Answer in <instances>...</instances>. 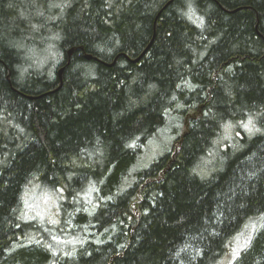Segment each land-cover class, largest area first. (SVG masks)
<instances>
[{
    "label": "trees",
    "instance_id": "obj_1",
    "mask_svg": "<svg viewBox=\"0 0 264 264\" xmlns=\"http://www.w3.org/2000/svg\"><path fill=\"white\" fill-rule=\"evenodd\" d=\"M249 223L231 264H264V0H0V264H221Z\"/></svg>",
    "mask_w": 264,
    "mask_h": 264
},
{
    "label": "rangeland",
    "instance_id": "obj_2",
    "mask_svg": "<svg viewBox=\"0 0 264 264\" xmlns=\"http://www.w3.org/2000/svg\"><path fill=\"white\" fill-rule=\"evenodd\" d=\"M173 120V119H172ZM169 126L177 128L173 121L169 122ZM172 141V134L169 127H165L161 130L153 139H151L146 146H144L142 154L137 159L135 167L132 171L138 172L147 169L154 161L166 153ZM35 189H28L23 196V208L24 213L30 217V219L39 220L50 224L55 220L57 213V205L60 201V197L57 193L43 192ZM255 233V225L250 224L245 226L236 239L233 242L232 254L227 257V262L221 264H231L233 259L237 257L239 250L245 249L250 239ZM57 246H59L57 244Z\"/></svg>",
    "mask_w": 264,
    "mask_h": 264
},
{
    "label": "water",
    "instance_id": "obj_3",
    "mask_svg": "<svg viewBox=\"0 0 264 264\" xmlns=\"http://www.w3.org/2000/svg\"><path fill=\"white\" fill-rule=\"evenodd\" d=\"M154 25H155V23H154ZM71 53H72V50H70V51L68 52V56H70ZM140 57H141V56H139L135 61H137L138 59H140ZM86 58H87L88 60L91 59L90 56H86ZM114 63H115V61H113V64H114ZM113 64H111V65H113ZM61 73H62V70L60 69V70L58 71V77H59V79H60ZM60 86H61V81H60Z\"/></svg>",
    "mask_w": 264,
    "mask_h": 264
}]
</instances>
